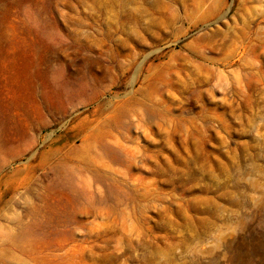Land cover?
<instances>
[{
    "label": "rangeland",
    "instance_id": "374dc122",
    "mask_svg": "<svg viewBox=\"0 0 264 264\" xmlns=\"http://www.w3.org/2000/svg\"><path fill=\"white\" fill-rule=\"evenodd\" d=\"M0 264H264V0H0Z\"/></svg>",
    "mask_w": 264,
    "mask_h": 264
}]
</instances>
